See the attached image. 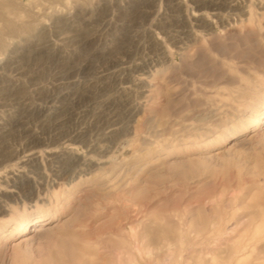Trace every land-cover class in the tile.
I'll list each match as a JSON object with an SVG mask.
<instances>
[{"label":"rangeland","instance_id":"obj_1","mask_svg":"<svg viewBox=\"0 0 264 264\" xmlns=\"http://www.w3.org/2000/svg\"><path fill=\"white\" fill-rule=\"evenodd\" d=\"M62 3L0 50V264H264V0Z\"/></svg>","mask_w":264,"mask_h":264},{"label":"bare ground","instance_id":"obj_2","mask_svg":"<svg viewBox=\"0 0 264 264\" xmlns=\"http://www.w3.org/2000/svg\"><path fill=\"white\" fill-rule=\"evenodd\" d=\"M49 6L53 7L56 5H60L61 7H64L65 5L62 3L63 0H45ZM78 1V0H77ZM90 1V0H89ZM81 2V1H79ZM78 4H81L79 3ZM23 4V0H0V21L4 22V26L2 28H0V50H6L10 43L7 41V38H14L13 36L24 32L26 30H33L34 29V23L36 22V18L33 19L31 17V14L25 13L24 11L22 12L21 8L19 5ZM223 5V4H222ZM221 5V6H222ZM24 6V5H22ZM83 6V5H82ZM220 6V5H219ZM232 7V6H231ZM217 9V8H216ZM215 9V10H216ZM230 11H237V7L236 8H228ZM25 10V9H24ZM218 10H221L220 8H218ZM225 10V9H224ZM7 11V12H6ZM30 11V10H29ZM5 12L7 13V17L4 16L6 15ZM60 12V11H59ZM25 13V14H24ZM33 15V14H32ZM218 15V14H217ZM36 16V14H35ZM200 16V15H199ZM25 18H27V20H25ZM209 18V17H208ZM38 21V20H37ZM199 22V26H208L207 21H205V17H203V15L201 16ZM37 26V25H36ZM35 26V27H36ZM207 28V27H206ZM27 32V31H26ZM14 45V44H13ZM51 90V89H50ZM249 117V116H248ZM258 123V122H257ZM52 132V131H51ZM86 133V132H85ZM83 133V134H85ZM80 134V133H79ZM86 135V134H85ZM75 139H79L81 136L80 135H76L74 136ZM85 137V136H84ZM81 141V140H80ZM52 142V141H51ZM62 149V148H61ZM60 150V149H59ZM96 150V149H95ZM62 151V150H61ZM70 151V150H69ZM92 151V150H91ZM94 151V150H93ZM90 152V151H89ZM26 153H29L28 155L24 156V160L23 162V167H28L30 165H34L37 166L38 168H41L43 165L45 164H49L51 165L54 162H59V163H64L67 164L68 161H66V155L64 153H60L58 151H55L54 149L51 148L50 145H47L44 148H30V149H25L22 150L20 152L17 153V158H21V155H24ZM71 153V152H70ZM69 154V153H68ZM78 155V154H77ZM93 156V155H92ZM73 158V157H72ZM86 158V157H85ZM84 158V159H85ZM74 159V158H73ZM91 159V157H90ZM80 160V159H79ZM88 160V159H87ZM72 161V160H71ZM84 161V160H83ZM90 161V160H89ZM76 161H73V163ZM79 163V162H78ZM83 163V162H82ZM92 163V162H91ZM90 163V164H91ZM19 165V164H18ZM61 165V164H60ZM84 165V164H83ZM86 165V164H85ZM75 166V164H74ZM70 167V166H69ZM60 168V167H59ZM63 169V168H62ZM66 169V168H65ZM70 169V168H69ZM21 170V167H20ZM23 171V170H22ZM63 171V170H62ZM9 172V171H8ZM61 172V171H60ZM66 172V171H65ZM69 172V171H68ZM29 173V172H27ZM27 173H20V175L22 177L27 178L28 174ZM31 173V172H30ZM29 173V174H30ZM41 174V173H40ZM66 174V173H63ZM59 175H61L59 172H54V178H58ZM70 175V174H69ZM41 176V175H40ZM52 176V177H53ZM39 177V176H38ZM37 177V178H38ZM75 177V176H74ZM13 178V177H12ZM42 178V183L45 182V185L50 186V182L48 180H46V177L43 175L40 177ZM73 178V177H72ZM59 179V178H58ZM16 180V179H15ZM31 180V179H30ZM29 180V181H30ZM40 180V179H38ZM56 180V179H55ZM55 180L52 181V183H55ZM70 180V179H69ZM20 181V180H19ZM57 182V181H56ZM58 184V183H57ZM64 184V183H63ZM17 185V184H16ZM40 185V184H39ZM8 186V185H7ZM37 186V185H36ZM62 186V185H61ZM14 187V186H12ZM31 187V186H30ZM52 187V186H51ZM54 187V186H53ZM11 188V187H10ZM45 189V188H44ZM2 191V190H1ZM54 191V189L52 190ZM50 192V189L48 191V193ZM52 197V196H51ZM3 207H0V212L4 211ZM38 215V214H37ZM48 223V222H47ZM51 223V222H50ZM43 224V223H42ZM28 224H25L26 228H27ZM46 225H42L41 228L45 227ZM25 229V228H24ZM36 229V228H35ZM40 230H34L33 232H38ZM42 231V229H41ZM2 234V233H1Z\"/></svg>","mask_w":264,"mask_h":264}]
</instances>
